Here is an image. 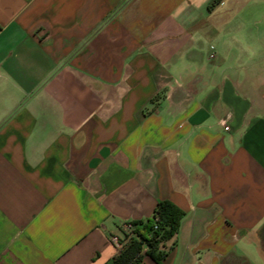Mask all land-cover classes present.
<instances>
[{"label":"crops","instance_id":"obj_1","mask_svg":"<svg viewBox=\"0 0 264 264\" xmlns=\"http://www.w3.org/2000/svg\"><path fill=\"white\" fill-rule=\"evenodd\" d=\"M244 3L0 0V264H108L161 200L185 216L160 264H264V18Z\"/></svg>","mask_w":264,"mask_h":264},{"label":"trees","instance_id":"obj_2","mask_svg":"<svg viewBox=\"0 0 264 264\" xmlns=\"http://www.w3.org/2000/svg\"><path fill=\"white\" fill-rule=\"evenodd\" d=\"M212 6L213 4L210 8ZM184 216L185 212L173 202L159 201L152 218L130 223L133 231L129 242L108 264H142L145 256L160 264L165 257V242L178 232ZM123 232V237L129 235L126 231ZM236 264L251 263L240 257Z\"/></svg>","mask_w":264,"mask_h":264},{"label":"rangeland","instance_id":"obj_3","mask_svg":"<svg viewBox=\"0 0 264 264\" xmlns=\"http://www.w3.org/2000/svg\"><path fill=\"white\" fill-rule=\"evenodd\" d=\"M234 14L235 15H243V16H261L264 18V0H245L244 4L235 5L234 6ZM251 25V24H250ZM250 31L260 32L259 28L263 30L264 25H251ZM249 30V29H248Z\"/></svg>","mask_w":264,"mask_h":264},{"label":"built area","instance_id":"obj_4","mask_svg":"<svg viewBox=\"0 0 264 264\" xmlns=\"http://www.w3.org/2000/svg\"><path fill=\"white\" fill-rule=\"evenodd\" d=\"M222 123L224 124L226 130L230 128L229 125L227 124L226 119H224ZM155 228H157V226H155ZM124 231H126L129 234L127 237H123L121 235L112 236V242L116 246L118 252L122 250L125 247V245L129 242L133 231L132 225L130 223H126Z\"/></svg>","mask_w":264,"mask_h":264}]
</instances>
